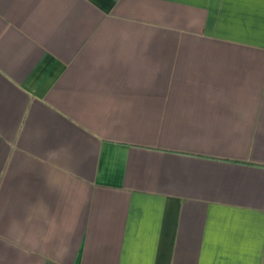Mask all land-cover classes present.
I'll return each instance as SVG.
<instances>
[{"label":"crops","instance_id":"0c3cea01","mask_svg":"<svg viewBox=\"0 0 264 264\" xmlns=\"http://www.w3.org/2000/svg\"><path fill=\"white\" fill-rule=\"evenodd\" d=\"M0 264H264V0H0Z\"/></svg>","mask_w":264,"mask_h":264}]
</instances>
